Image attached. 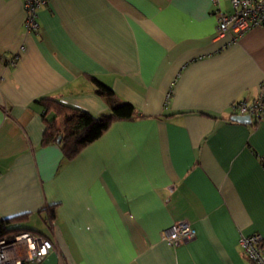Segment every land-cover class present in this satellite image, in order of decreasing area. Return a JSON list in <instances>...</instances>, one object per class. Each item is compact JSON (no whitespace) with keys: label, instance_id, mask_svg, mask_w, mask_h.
I'll return each instance as SVG.
<instances>
[{"label":"crops","instance_id":"obj_1","mask_svg":"<svg viewBox=\"0 0 264 264\" xmlns=\"http://www.w3.org/2000/svg\"><path fill=\"white\" fill-rule=\"evenodd\" d=\"M218 9L231 0H49L25 34L23 0H0V227L28 214L54 243L29 264H253L240 239L264 236V118L231 117L264 80V25L220 36ZM92 77L140 116L68 160L37 100L109 113ZM183 218L196 237L163 240Z\"/></svg>","mask_w":264,"mask_h":264},{"label":"built area","instance_id":"obj_2","mask_svg":"<svg viewBox=\"0 0 264 264\" xmlns=\"http://www.w3.org/2000/svg\"><path fill=\"white\" fill-rule=\"evenodd\" d=\"M217 4L219 0H212ZM49 0H23L25 9L24 33H37L41 30L39 10L47 6ZM232 11L218 9L217 34L230 35L237 40L255 27L264 25V0H231ZM6 57L9 66H15L24 50ZM232 114L249 115L251 120L259 122L264 118V80L260 83L257 95L251 99L235 101ZM264 165V158H262ZM196 237L192 222L183 218L174 221L162 231V239L172 245L190 241ZM240 245L245 257L253 264H264V236L260 233L243 235ZM54 248L51 239L35 232L24 231L0 238V264H29L42 262ZM61 264H63L61 262Z\"/></svg>","mask_w":264,"mask_h":264},{"label":"trees","instance_id":"obj_3","mask_svg":"<svg viewBox=\"0 0 264 264\" xmlns=\"http://www.w3.org/2000/svg\"><path fill=\"white\" fill-rule=\"evenodd\" d=\"M92 79L95 82L96 93L109 103L111 108L109 113L96 116L54 98L45 97L37 100L44 107L43 114L47 121L43 143L45 145L52 142L59 143L64 157L68 160L77 156L87 145L102 136L113 122L140 116V112L132 103L119 102L116 93L110 86L97 78L92 77ZM253 124H257V122H253ZM49 210L50 219H52L54 218V208L50 207ZM27 217L28 214H21L3 220L0 227V238L24 231L34 232L26 226L18 225Z\"/></svg>","mask_w":264,"mask_h":264},{"label":"water","instance_id":"obj_4","mask_svg":"<svg viewBox=\"0 0 264 264\" xmlns=\"http://www.w3.org/2000/svg\"><path fill=\"white\" fill-rule=\"evenodd\" d=\"M232 120L237 122H243V123H251V117L249 115H241V114H235L232 117Z\"/></svg>","mask_w":264,"mask_h":264}]
</instances>
